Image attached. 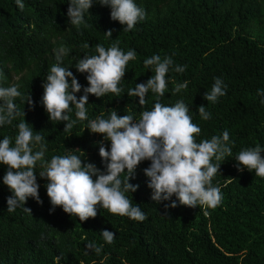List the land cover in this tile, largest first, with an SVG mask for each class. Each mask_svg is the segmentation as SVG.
Returning <instances> with one entry per match:
<instances>
[{"label": "trees", "instance_id": "16d2710c", "mask_svg": "<svg viewBox=\"0 0 264 264\" xmlns=\"http://www.w3.org/2000/svg\"><path fill=\"white\" fill-rule=\"evenodd\" d=\"M23 2L25 8L20 11L15 0H0V87L16 84L24 96L31 94L34 106L20 98L15 103L18 110L25 111V120L34 132L45 138L46 160L72 150L85 163L104 170L99 147L103 142L110 149V142L91 133L88 121L101 113L108 118L112 109L119 116L131 114L138 120L140 113L153 108L156 95L151 91L143 106L139 97H129L127 92L154 75L143 64L154 54L171 56L174 65H187L183 73L169 71L160 102L172 106L183 100L189 106L193 123L201 128L197 142L227 130L232 156L219 162L220 174L213 185L221 188L223 200L208 215L199 206L180 205L175 196L154 202L143 171L150 161L141 162L129 181L139 188L126 195L146 214L142 222L110 214L102 207L95 218L84 222L60 207L50 212L47 180L39 177V163L35 172L43 203L29 198L25 207L31 213L22 207L9 213L7 197L11 193L2 182L7 169L0 165V264H264V178L247 169L238 171L235 161L243 148L264 147V105L257 95L258 89H264V0H135L147 15L130 32L110 18L109 7L95 2L85 14L88 27L80 30L69 24L68 0ZM109 30L112 37L105 34ZM84 43L90 47L83 48ZM96 44L106 49L116 44L125 52L134 49L137 57L127 65L121 96L89 95L88 120L78 121L70 132H64L63 122L48 119L41 103L43 84L56 63V50L65 46L70 52L61 66L69 68L81 84L77 97L83 95L87 73L78 72L75 65L85 55L97 54ZM215 77L227 85V94L213 104L204 94ZM184 81H188L187 89L173 94L175 84ZM201 105L211 119H201ZM69 115L76 119L74 106ZM22 118L0 126V140L8 136L14 145L16 125ZM172 201H176L175 208L170 207ZM104 230L115 234L113 244L103 241ZM89 241L103 245L99 255L86 249Z\"/></svg>", "mask_w": 264, "mask_h": 264}, {"label": "clouds", "instance_id": "9594fccd", "mask_svg": "<svg viewBox=\"0 0 264 264\" xmlns=\"http://www.w3.org/2000/svg\"><path fill=\"white\" fill-rule=\"evenodd\" d=\"M20 11L25 4L23 0H15ZM107 6L111 9L110 18L118 21L123 31H133L137 24L145 20L146 10L137 5L135 0H68L67 17L71 27L80 30L88 27L85 14L93 3ZM112 37V31L105 32ZM87 49L88 43L82 45ZM70 49L61 46L55 52L56 63L50 67L46 82L43 84L41 103L48 115L49 121L64 123V132H70L77 124L88 120L87 108L89 95L102 98L106 94L120 97L123 89L121 81L127 72L129 61L137 57L134 49L127 52L113 44L105 48L95 45V55H85L75 65L80 73H87L88 86L83 88V95L77 97L82 86L69 68L62 67L63 58ZM146 69H151L154 75L146 83L136 84L128 90L129 97H139V105L146 104L149 91L156 95V102L151 110L140 113L138 120L133 115L119 116L112 109L108 118L101 113L95 119L89 120L87 129L91 133L100 134L104 141L110 142V149L101 142L99 156L104 162V170L93 163H85L79 155L69 150L67 155H54L50 161L45 159L47 144L45 138L25 120V111L18 110L15 100L34 106L31 94L24 96L19 91V85L0 87V126L12 125L18 117H23L16 125L18 134L14 145L11 138L5 136L0 140V165L6 166L2 182L11 195L7 197V211L14 212L22 207L26 213L31 209L25 207L29 198L43 203L39 196L40 185L37 183L35 169L41 167L39 177L47 180V196L52 205L51 211L60 207L66 214L76 216L80 222L97 216L98 207L106 209L110 214L127 216L134 221H144L147 217L140 206L133 205L126 193H134L139 185L129 181L134 178L137 167L143 161H150L144 175L149 179L148 187L152 189L151 199L157 204L169 201L173 196L180 205L190 208L200 207L208 215V210H215L221 205L223 195L218 185H213L216 175L220 174V161L232 156L230 136L227 130L222 135H214L210 139L197 142L201 128L193 123L189 114V106L183 100H178L172 106L160 102L165 96L169 71L183 73L187 65H174L171 56L161 58L154 54L143 61ZM70 79V82H69ZM188 81L176 83L173 94L186 90ZM227 85L220 77L214 78L204 99L211 103L218 102L227 94ZM257 95L264 105V89H258ZM75 107L76 119H71L69 113ZM198 114L202 120L211 119V113L201 105ZM36 149V150H34ZM81 155L85 153L80 149ZM264 147L243 148L235 157L237 170L247 169L255 176L264 178ZM216 161L214 163L213 161ZM126 173L125 179L121 174ZM95 177V179L93 178ZM176 201L170 207L175 208ZM167 207V205H166ZM103 241L111 245L115 234L108 230L101 233ZM103 245L89 241L86 249L99 255ZM87 254V252H86Z\"/></svg>", "mask_w": 264, "mask_h": 264}]
</instances>
